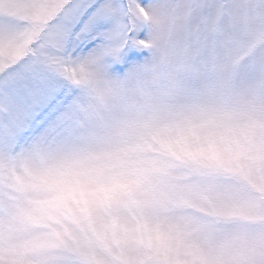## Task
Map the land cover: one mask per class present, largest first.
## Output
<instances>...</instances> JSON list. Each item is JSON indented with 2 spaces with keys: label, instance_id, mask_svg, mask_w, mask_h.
Wrapping results in <instances>:
<instances>
[{
  "label": "snow or ice",
  "instance_id": "obj_1",
  "mask_svg": "<svg viewBox=\"0 0 264 264\" xmlns=\"http://www.w3.org/2000/svg\"><path fill=\"white\" fill-rule=\"evenodd\" d=\"M0 264H264V0H0Z\"/></svg>",
  "mask_w": 264,
  "mask_h": 264
}]
</instances>
